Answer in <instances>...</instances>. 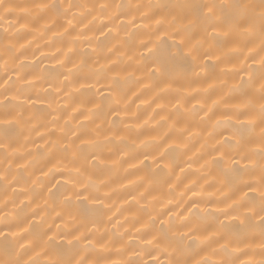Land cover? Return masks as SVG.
<instances>
[{
  "label": "bare ground",
  "instance_id": "6f19581e",
  "mask_svg": "<svg viewBox=\"0 0 264 264\" xmlns=\"http://www.w3.org/2000/svg\"><path fill=\"white\" fill-rule=\"evenodd\" d=\"M3 3L0 264H264V124L242 130L251 160L223 143L264 103L261 0ZM208 3L254 31L173 7Z\"/></svg>",
  "mask_w": 264,
  "mask_h": 264
},
{
  "label": "snow or ice",
  "instance_id": "6c2138e0",
  "mask_svg": "<svg viewBox=\"0 0 264 264\" xmlns=\"http://www.w3.org/2000/svg\"><path fill=\"white\" fill-rule=\"evenodd\" d=\"M42 7H48L47 5H43ZM51 7H57L56 5H52ZM175 10H177L178 14H183L184 18H187L188 15L194 14L199 18H202L204 21H206V26H205V31L207 32L208 28H211L212 31L209 33V35H217L218 34V29L223 27L224 28V33H223V39L227 40L229 36L233 32H241L243 34H248L254 31V23L249 21L245 24H242L238 19L235 18H229L225 17L222 13L218 15L217 9H223L224 7H232V8H247V5H242V4H235V5H228V6H223V5H216L215 3H208V4H202V5H188V4H177L173 6ZM0 8H3L4 11L7 13L10 11L11 6L10 5H5L3 3V0H0ZM191 10V12H189ZM176 17L174 16L173 19ZM259 19H260V26H261V44L260 48L253 49L249 48L248 49V55L245 56V59H252L253 63H255V55L254 53H259L260 54V65H261V72L258 76L259 80V92L261 95V100H264V0H261V10L259 12ZM159 23V22H158ZM187 27V26H186ZM239 50V49H238ZM207 55V53H205ZM251 67V66H249ZM164 71L163 67L161 68H156L155 72L156 73H162ZM257 77H254L252 74H249L247 84L249 86H252L255 82ZM244 81L242 78V84L238 87H243ZM179 103V102H178ZM235 114L236 118L238 120L237 124V132L233 134L232 138L230 140H225L223 143L226 145H231L233 142L235 145H237L240 148V159H249L251 160L252 152L249 151H244V135L243 131L244 129H249L251 130L252 128L255 127L257 120L261 124H264V103L260 104L259 107V112L256 113L254 111H251L247 108H236L235 109ZM243 118V119H241ZM237 135H239V139H237ZM260 140L261 143L264 144V128L261 129L260 133ZM261 157L260 161V171H261V176H260V185L261 188L264 189V148H261L260 153ZM147 158V157H146ZM93 159H96L95 156H93ZM253 166H255V162L253 161ZM77 173H80V169L77 168L75 170ZM90 179V178H89ZM250 189L252 186L250 184L246 185ZM82 190L84 192H88L89 190V184L84 183L82 185ZM254 191V189H252ZM77 198L80 196V192L75 193ZM247 194H245V197ZM89 197L86 196L85 199H88ZM260 199H261V205L259 208V212L257 213L254 209V207L249 208L248 212L251 213L252 215H258L259 220L258 223L261 225L262 229H264V191H261L260 194ZM70 201V198H69ZM239 206V205H237ZM184 220H187V217L183 218ZM234 219H239V216L235 217ZM241 224L244 223V221H240ZM0 236H3L5 240L8 239L7 235H5L3 232H0ZM71 243V241H69ZM223 247V246H222ZM8 264H12V262H8ZM75 264H84V261L78 260L75 262ZM185 264H188V262H185ZM198 264H206V262H198Z\"/></svg>",
  "mask_w": 264,
  "mask_h": 264
}]
</instances>
